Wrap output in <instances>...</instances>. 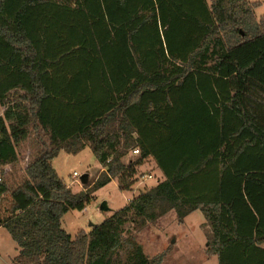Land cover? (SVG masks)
I'll return each mask as SVG.
<instances>
[{
    "label": "trees",
    "instance_id": "16d2710c",
    "mask_svg": "<svg viewBox=\"0 0 264 264\" xmlns=\"http://www.w3.org/2000/svg\"><path fill=\"white\" fill-rule=\"evenodd\" d=\"M257 5L0 0V200L10 195L0 226L18 245L13 264H161L127 225L140 231L170 210L180 222L202 211L219 264H264ZM33 132L43 147L21 179L9 178L4 167ZM86 146L104 169L74 192L52 160ZM150 157L164 179L89 231L63 227L111 181L131 191Z\"/></svg>",
    "mask_w": 264,
    "mask_h": 264
},
{
    "label": "rangeland",
    "instance_id": "374dc122",
    "mask_svg": "<svg viewBox=\"0 0 264 264\" xmlns=\"http://www.w3.org/2000/svg\"><path fill=\"white\" fill-rule=\"evenodd\" d=\"M207 1L211 3L212 0ZM253 1H259V5L255 7L257 17L259 19L264 17V0ZM38 138V134L33 132L29 139L19 146L18 163L4 167V172L9 178L21 179L33 154L43 147L44 140H46L39 141ZM132 154L136 153L132 151ZM130 156L125 157L124 160L128 161ZM52 162L54 168H58L60 177L74 192L83 189L85 181L95 180L101 167L90 146H86L77 154L63 150ZM75 171L77 176L73 175ZM84 174H87L86 180L82 179ZM158 181L160 178L155 162L151 158L147 159L139 168L138 180L131 191H123L116 180L111 181L95 192V199L88 203L83 210L72 209L67 212L63 217V227L75 237L80 229L89 230L94 225L101 223L106 216L112 214V210L106 213L100 210V204L103 201H107L113 210L120 209L128 203L129 196L134 195L135 197ZM9 205L10 195L7 194L0 200V216L5 215V210ZM127 229L134 234L149 257L163 254L161 264H219L218 257L208 252L209 226L201 210L185 217L183 222L178 220L175 210H170L158 220L148 223L140 231H134L131 224L127 225ZM17 246L7 229L0 227V264H13L12 259L17 253ZM125 256L126 252L123 251L122 257Z\"/></svg>",
    "mask_w": 264,
    "mask_h": 264
},
{
    "label": "crops",
    "instance_id": "0c3cea01",
    "mask_svg": "<svg viewBox=\"0 0 264 264\" xmlns=\"http://www.w3.org/2000/svg\"><path fill=\"white\" fill-rule=\"evenodd\" d=\"M252 1H253V0H252ZM62 151H63V150H61L57 156H59L60 153H61ZM150 158L153 159V161L155 162V166H156V168H157V172H159V178H160V180L164 179V178H165V177H164V174H163V172L161 171V169L158 167L156 160H155L153 157H150ZM150 158H148V159H150ZM55 169L58 170L57 167H55ZM103 169H104V168H103V166L101 165L99 172H101ZM57 172H58V171H57ZM113 181H115V180H113ZM117 183H118V182H117ZM155 184H156V183H155ZM155 184H153V185H155ZM118 185H119V184H118ZM153 185H150V187L153 186ZM133 197H134V195H133V196H129V197H128V202H129L130 200H132ZM195 211H197V210H195ZM195 211H194V212H195ZM194 212H192V213H194ZM192 213H190V214H192ZM190 214H189V215H190ZM202 214H203V213H202ZM189 215H188V216H189ZM204 217H205V216H204ZM205 219H206V218H205ZM0 227H3V226H0ZM90 229H91V228H90ZM90 229H89V230H90ZM80 230L89 231L88 229H84V228H82V229H80ZM80 230H79V231H80ZM79 231H78V232H79ZM16 249H17V253H16V255H17L18 252H19L18 246L16 247ZM16 255H15V256H16ZM15 256H14V257H15ZM214 256H217V255H214ZM14 257H13V259H14ZM13 259H12V262H13ZM12 262H11V263H12Z\"/></svg>",
    "mask_w": 264,
    "mask_h": 264
},
{
    "label": "water",
    "instance_id": "95a60500",
    "mask_svg": "<svg viewBox=\"0 0 264 264\" xmlns=\"http://www.w3.org/2000/svg\"><path fill=\"white\" fill-rule=\"evenodd\" d=\"M86 178H87V174H84L83 176H82V179L83 180H86ZM86 182V181H85ZM100 210L102 211V212H107V211H111V210H113L112 208H111V206L109 205V203L107 202V201H103L101 204H100Z\"/></svg>",
    "mask_w": 264,
    "mask_h": 264
},
{
    "label": "built area",
    "instance_id": "2783aa9c",
    "mask_svg": "<svg viewBox=\"0 0 264 264\" xmlns=\"http://www.w3.org/2000/svg\"><path fill=\"white\" fill-rule=\"evenodd\" d=\"M134 153L138 154V153H139V149H138V148L134 149ZM73 175H74V176H77L78 174H77V172L75 171ZM150 176H151V175H150Z\"/></svg>",
    "mask_w": 264,
    "mask_h": 264
}]
</instances>
